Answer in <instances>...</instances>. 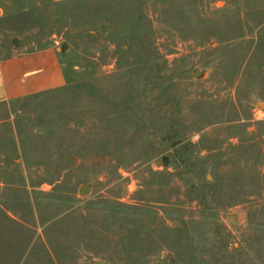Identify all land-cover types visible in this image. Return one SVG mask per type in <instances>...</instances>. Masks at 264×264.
I'll list each match as a JSON object with an SVG mask.
<instances>
[{
	"label": "rangeland",
	"instance_id": "obj_1",
	"mask_svg": "<svg viewBox=\"0 0 264 264\" xmlns=\"http://www.w3.org/2000/svg\"><path fill=\"white\" fill-rule=\"evenodd\" d=\"M45 50L65 84L0 102V264H264V0H0V62Z\"/></svg>",
	"mask_w": 264,
	"mask_h": 264
},
{
	"label": "crops",
	"instance_id": "obj_2",
	"mask_svg": "<svg viewBox=\"0 0 264 264\" xmlns=\"http://www.w3.org/2000/svg\"><path fill=\"white\" fill-rule=\"evenodd\" d=\"M65 82L61 64L49 50L0 62V102L61 87Z\"/></svg>",
	"mask_w": 264,
	"mask_h": 264
},
{
	"label": "water",
	"instance_id": "obj_3",
	"mask_svg": "<svg viewBox=\"0 0 264 264\" xmlns=\"http://www.w3.org/2000/svg\"><path fill=\"white\" fill-rule=\"evenodd\" d=\"M18 43H19V45H21V44H25L24 41H23V42H18ZM63 48H65V45L63 46ZM204 73H205V71H198V72L195 73L194 76H195L196 78H199V77H202V76L204 75ZM156 164H157V165H167V164H168V157H163V159H162L161 161H157ZM90 190H91L90 187L83 185V186L80 187V189H79V193H80L81 195H83V194H87V193L90 192ZM176 264H179V263H176Z\"/></svg>",
	"mask_w": 264,
	"mask_h": 264
}]
</instances>
